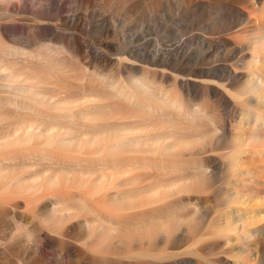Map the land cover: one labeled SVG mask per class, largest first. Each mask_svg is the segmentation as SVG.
I'll return each mask as SVG.
<instances>
[{"label": "bare ground", "instance_id": "1", "mask_svg": "<svg viewBox=\"0 0 264 264\" xmlns=\"http://www.w3.org/2000/svg\"><path fill=\"white\" fill-rule=\"evenodd\" d=\"M255 3L264 15V0ZM150 5L157 7V1ZM91 7L109 16L97 18ZM146 10L142 0H0V264H100L104 235L111 245L117 229L120 208L105 196L115 169L99 161L92 167L73 162L67 159L69 147L97 141L137 147L167 140L175 150L184 143L181 133L198 119L184 104L190 92L219 100L226 80L237 79L239 73L225 64L183 69L186 51L179 43L149 49L116 42L131 15ZM83 30L98 37L86 40ZM256 41L242 81L251 96L246 112L251 142L264 141V35ZM111 98L125 111V126L114 133L109 124L98 123L113 118L107 110ZM147 120L164 132L135 136ZM235 141L245 142L241 136ZM254 180L264 185V179ZM144 198L126 194L118 200ZM77 211L92 218L69 223ZM263 212L250 210L255 214L243 223L239 255L252 250L246 239L260 233L264 238ZM73 226L82 229L79 245L69 239ZM81 250L83 256H77Z\"/></svg>", "mask_w": 264, "mask_h": 264}, {"label": "rangeland", "instance_id": "2", "mask_svg": "<svg viewBox=\"0 0 264 264\" xmlns=\"http://www.w3.org/2000/svg\"><path fill=\"white\" fill-rule=\"evenodd\" d=\"M142 1L147 4L145 14H132L117 32L116 42L149 49L179 43L186 51L183 69L225 64L239 75L226 80L229 83L219 100L190 92L184 104L198 119L193 129L181 133L179 139L184 143L175 150L167 140L137 147L125 143L118 148L100 141L69 147L67 159L73 162L91 163L87 167H92L99 161L115 169L105 196L120 208L115 213L117 229L111 245L104 235L100 264H264L262 233L246 239L252 248L246 255L236 249L244 241L238 242L243 223L255 214L250 210L264 208V185L254 180L264 179V141H250L253 127L246 112L251 96L242 85L254 61L256 39L264 35V15L252 4L255 0ZM154 1L157 7L150 5ZM91 8L100 14L97 18L109 16ZM82 33L89 41L98 37L96 32ZM261 62L264 75V53ZM117 101L110 99V123L98 121L114 128L112 133L125 126V111L114 105ZM158 124L147 120L144 130L134 135L148 139L162 134ZM238 136L245 142L235 141ZM126 194L145 198L119 202ZM84 218L92 215L77 211L69 223H81ZM81 237L80 227L69 230L73 244L79 245ZM76 255L83 256L82 250Z\"/></svg>", "mask_w": 264, "mask_h": 264}]
</instances>
